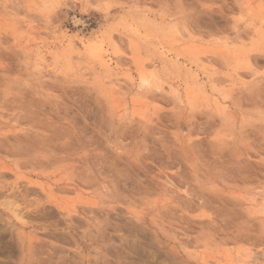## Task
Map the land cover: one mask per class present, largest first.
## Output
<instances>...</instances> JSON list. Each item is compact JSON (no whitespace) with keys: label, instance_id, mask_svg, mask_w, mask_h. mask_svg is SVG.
Masks as SVG:
<instances>
[{"label":"rangeland","instance_id":"374dc122","mask_svg":"<svg viewBox=\"0 0 264 264\" xmlns=\"http://www.w3.org/2000/svg\"><path fill=\"white\" fill-rule=\"evenodd\" d=\"M263 197L264 0H0V264H264Z\"/></svg>","mask_w":264,"mask_h":264},{"label":"bare ground","instance_id":"6f19581e","mask_svg":"<svg viewBox=\"0 0 264 264\" xmlns=\"http://www.w3.org/2000/svg\"><path fill=\"white\" fill-rule=\"evenodd\" d=\"M50 4H51V2H50ZM53 4V3H52ZM45 5V4H44ZM47 5V4H46ZM52 6V5H51ZM45 7V6H44ZM110 34V33H109ZM40 50V49H39ZM249 57V56H248ZM42 60V59H41ZM44 60V59H43ZM112 59H110V61H111ZM213 60V59H212ZM211 60V61H212ZM210 61V62H211ZM118 66V64L116 63V67ZM140 76H139V80H140V85H141V87L144 89V87H148V86H151V85H153V76L152 75H148V74H146L144 71H140ZM155 77V76H154ZM223 80V79H222ZM224 81V80H223ZM221 82V81H220ZM115 86H117V85H115ZM154 86V85H153ZM156 86V85H155ZM121 88V87H120ZM255 198V197H254ZM264 198V197H263ZM262 213L264 214V204H263V209H262ZM15 215H16V217L18 218V220L20 219V218H22L21 216H19V214H16L15 213ZM22 220V219H21ZM20 220V221H21Z\"/></svg>","mask_w":264,"mask_h":264}]
</instances>
